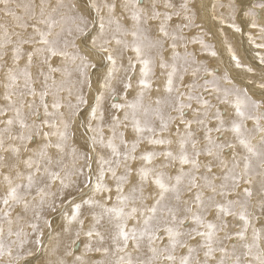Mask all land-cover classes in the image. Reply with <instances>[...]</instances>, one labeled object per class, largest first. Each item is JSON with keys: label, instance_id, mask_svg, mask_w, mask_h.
Segmentation results:
<instances>
[{"label": "snow or ice", "instance_id": "1", "mask_svg": "<svg viewBox=\"0 0 264 264\" xmlns=\"http://www.w3.org/2000/svg\"><path fill=\"white\" fill-rule=\"evenodd\" d=\"M261 12L217 0L214 33L197 0H0V264H264ZM217 33L258 81L199 58Z\"/></svg>", "mask_w": 264, "mask_h": 264}, {"label": "rangeland", "instance_id": "2", "mask_svg": "<svg viewBox=\"0 0 264 264\" xmlns=\"http://www.w3.org/2000/svg\"><path fill=\"white\" fill-rule=\"evenodd\" d=\"M201 2L207 6L206 11L204 13H201L200 9H199V4ZM214 2H217V0H197V7H198L197 14H198V16L202 15V17H203L202 20H200L198 22H202L204 24L205 30L207 31L208 29H211L214 33H216V30L219 27V25L217 24V22L211 20V15H210L211 14V5ZM218 2L226 5L228 0H218ZM259 2H261V0H249V5L251 3H259ZM86 3H87V0H81V7L84 8ZM198 10H199V12H198ZM257 11L259 12L260 10H257ZM217 13L218 14L223 13L224 15H227V8L226 7L223 9L218 8ZM261 16H263V15H261ZM229 30H231V29L225 28L224 32L227 35L228 40L232 44L237 55L240 57L242 63L244 65L253 67L258 72L259 71V64H258V60L255 58V52L257 50L253 49L250 44L247 45L246 43H248V42H247L246 36H241V34L236 33L237 36L239 35L238 36L239 38L237 37L236 42H235V39H232L231 32ZM247 31H248V29L245 27V32H247ZM196 34H197V32L195 30H193V32L188 33L189 36H194ZM253 34L255 35V33H253ZM223 39L224 38L222 36H220L219 33L216 34V38L214 40L207 41V39H206V42H209V43H212L215 45L218 56L217 57L200 56L199 58L204 60L205 62L209 63L210 66H212V67L216 66L217 68H220L219 71H220L221 75H223L225 73V71H227V73L230 75V77H232L236 80L237 84L244 85L245 84V77L251 76V74L244 72L242 69L235 68L234 64L230 61V57L227 53V50H226L224 44L222 43ZM223 46H224V48H223ZM192 49H199V45H190V50H192ZM251 78L253 80H257V81L259 80L258 75L251 76ZM247 86L249 87L250 91L252 93H254V98L259 99L260 90L256 89L254 87V85H247ZM86 224H87V222H86ZM74 227H76V226L74 225ZM54 229L59 231L60 226H54ZM47 233H48V230L45 229V235L46 236H47ZM82 238H83V235L81 236L80 239H82ZM84 239H83L84 241L82 240V242H84V244H85L86 238H84ZM79 243H80V241H79ZM79 248H81V247H79ZM78 252L79 251H75L76 254ZM86 258L90 259V260H100V259H102V256L99 253H89ZM30 259H32V258H30Z\"/></svg>", "mask_w": 264, "mask_h": 264}, {"label": "bare ground", "instance_id": "3", "mask_svg": "<svg viewBox=\"0 0 264 264\" xmlns=\"http://www.w3.org/2000/svg\"><path fill=\"white\" fill-rule=\"evenodd\" d=\"M85 7V6H84ZM197 9H198V7H197ZM225 10V9H224ZM198 12H199V10H198ZM208 14V13H207ZM261 15H263L264 16V12H261ZM204 22V21H203ZM208 22V21H207ZM210 27V26H209ZM230 32H231V37H232V39H235V42H236V38L239 36H237L236 35V33H234L232 30H229ZM239 34V33H238ZM239 38V37H238ZM237 44V43H236ZM247 45H248V43H246ZM239 46V45H238ZM245 46V45H244ZM223 48H224V46H223ZM248 55V54H247ZM211 58V57H210ZM215 62V61H214ZM219 66V65H218ZM216 67V66H215ZM218 69H220V68H218ZM232 76V75H231ZM62 223H63V221H61L60 220V218L57 216V217H55V219H54V224H53V228H54V226H61L62 225ZM86 227H87V224H86ZM85 237L83 236V238L82 239H80V243L78 242V253L76 254V253H74V255H82L83 254V252H84V242H82V240L84 239ZM85 240V239H84ZM83 240V241H84ZM79 247H81V248H79ZM96 255V254H95ZM93 257V256H92Z\"/></svg>", "mask_w": 264, "mask_h": 264}]
</instances>
